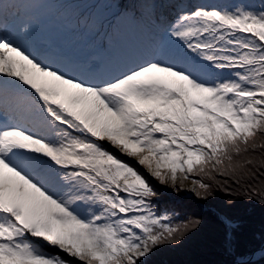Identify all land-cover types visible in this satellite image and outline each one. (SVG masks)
Masks as SVG:
<instances>
[{
    "label": "snow or ice",
    "instance_id": "obj_1",
    "mask_svg": "<svg viewBox=\"0 0 264 264\" xmlns=\"http://www.w3.org/2000/svg\"><path fill=\"white\" fill-rule=\"evenodd\" d=\"M185 194L208 264H264V0H3L0 264H152Z\"/></svg>",
    "mask_w": 264,
    "mask_h": 264
},
{
    "label": "trees",
    "instance_id": "obj_2",
    "mask_svg": "<svg viewBox=\"0 0 264 264\" xmlns=\"http://www.w3.org/2000/svg\"><path fill=\"white\" fill-rule=\"evenodd\" d=\"M180 204L192 211L199 212L209 219L200 231L191 234L179 247H166L152 258V264H208L217 258L216 253L221 234L215 225L217 207L213 203L196 204L192 197L185 194ZM240 221L239 234L254 238L259 242L260 231L264 224V208L249 203H240L229 210Z\"/></svg>",
    "mask_w": 264,
    "mask_h": 264
},
{
    "label": "bare ground",
    "instance_id": "obj_3",
    "mask_svg": "<svg viewBox=\"0 0 264 264\" xmlns=\"http://www.w3.org/2000/svg\"><path fill=\"white\" fill-rule=\"evenodd\" d=\"M58 36H60L62 38L63 41H66L68 36H71V34H68V33H61L59 32L58 33ZM57 39V38H56Z\"/></svg>",
    "mask_w": 264,
    "mask_h": 264
},
{
    "label": "rangeland",
    "instance_id": "obj_4",
    "mask_svg": "<svg viewBox=\"0 0 264 264\" xmlns=\"http://www.w3.org/2000/svg\"><path fill=\"white\" fill-rule=\"evenodd\" d=\"M188 196H190L189 194H188ZM191 197V196H190Z\"/></svg>",
    "mask_w": 264,
    "mask_h": 264
}]
</instances>
